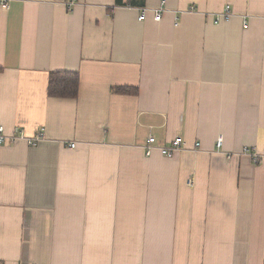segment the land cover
<instances>
[{"label":"crops","instance_id":"crops-1","mask_svg":"<svg viewBox=\"0 0 264 264\" xmlns=\"http://www.w3.org/2000/svg\"><path fill=\"white\" fill-rule=\"evenodd\" d=\"M72 1L0 5V264H264V0Z\"/></svg>","mask_w":264,"mask_h":264},{"label":"built area","instance_id":"built-area-1","mask_svg":"<svg viewBox=\"0 0 264 264\" xmlns=\"http://www.w3.org/2000/svg\"><path fill=\"white\" fill-rule=\"evenodd\" d=\"M76 0H73L70 3H67L69 6H74L76 3ZM0 5L3 8L8 7V0H0ZM152 12L154 14V18L156 22H160L162 20V17L165 13L168 12L166 9L164 3H162L158 8L155 9H141V15H140V21H143L146 17V13ZM212 17L215 19V21H221V20H229L231 17H233L232 13L230 12L229 8H227L223 13L212 15ZM248 24L245 21L244 22V28H247ZM43 139V134H39L35 138L28 139L29 144L35 145L38 142H40ZM19 140V136H10L6 135L4 132V128L2 125H0V144H5L7 142H16ZM78 143L72 142L68 144V147L70 149H75L77 147ZM146 151V155L150 156L153 151L158 150L161 152V154L167 158H172L176 154L186 151L184 140L181 137H177L170 145L168 146H157L156 139L153 136H150L148 145L144 147ZM243 155L250 156L258 161L260 156L258 154L252 153L249 149H245L243 151Z\"/></svg>","mask_w":264,"mask_h":264},{"label":"trees","instance_id":"trees-1","mask_svg":"<svg viewBox=\"0 0 264 264\" xmlns=\"http://www.w3.org/2000/svg\"><path fill=\"white\" fill-rule=\"evenodd\" d=\"M80 77L75 72H53L50 74L48 93L51 97L76 99L79 95ZM117 94H136L137 89L114 88Z\"/></svg>","mask_w":264,"mask_h":264}]
</instances>
